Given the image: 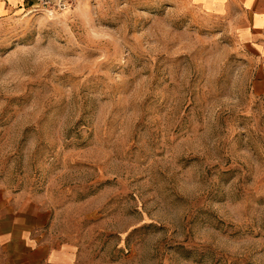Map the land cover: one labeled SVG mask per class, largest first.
I'll list each match as a JSON object with an SVG mask.
<instances>
[{
    "label": "rangeland",
    "instance_id": "obj_1",
    "mask_svg": "<svg viewBox=\"0 0 264 264\" xmlns=\"http://www.w3.org/2000/svg\"><path fill=\"white\" fill-rule=\"evenodd\" d=\"M49 1L0 0V184L31 224L67 264H264V30Z\"/></svg>",
    "mask_w": 264,
    "mask_h": 264
},
{
    "label": "crops",
    "instance_id": "obj_2",
    "mask_svg": "<svg viewBox=\"0 0 264 264\" xmlns=\"http://www.w3.org/2000/svg\"><path fill=\"white\" fill-rule=\"evenodd\" d=\"M207 11L228 13L240 7L250 22L241 21L239 39L247 43L259 40L264 30V0H204L195 1ZM244 17V16H243ZM23 194L14 195L11 188L0 184V264H67L72 258L68 245L58 248L49 239L45 224H31Z\"/></svg>",
    "mask_w": 264,
    "mask_h": 264
},
{
    "label": "built area",
    "instance_id": "obj_3",
    "mask_svg": "<svg viewBox=\"0 0 264 264\" xmlns=\"http://www.w3.org/2000/svg\"><path fill=\"white\" fill-rule=\"evenodd\" d=\"M48 2H50L49 0H40V3H44L47 4ZM58 3H60L62 6H65L66 0H58Z\"/></svg>",
    "mask_w": 264,
    "mask_h": 264
}]
</instances>
